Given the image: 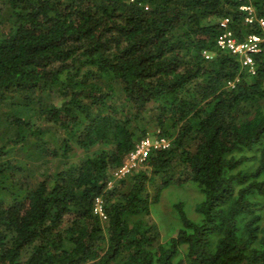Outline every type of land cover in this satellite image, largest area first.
<instances>
[{
	"label": "trees",
	"instance_id": "trees-1",
	"mask_svg": "<svg viewBox=\"0 0 264 264\" xmlns=\"http://www.w3.org/2000/svg\"><path fill=\"white\" fill-rule=\"evenodd\" d=\"M239 6L0 0V264H264V46L255 75L215 47L226 17L264 34ZM150 135L171 147L109 185ZM170 188L197 198L162 241Z\"/></svg>",
	"mask_w": 264,
	"mask_h": 264
},
{
	"label": "built area",
	"instance_id": "built-area-1",
	"mask_svg": "<svg viewBox=\"0 0 264 264\" xmlns=\"http://www.w3.org/2000/svg\"><path fill=\"white\" fill-rule=\"evenodd\" d=\"M240 3L239 11L243 14L244 22L250 26L257 27L264 33V20L257 16L255 8L249 0H237ZM231 19L226 17L219 21L220 33L215 40L217 51L228 52L230 55L238 58L241 68L250 75H255L256 67L254 56L259 54L264 46V34H249L242 40H239L230 28ZM205 59H212L214 53L203 52ZM233 87V85H231ZM171 141L164 137L142 139L134 146L126 162L120 168L112 173L113 180H119L126 177L132 171L145 163L148 156L155 151L166 150L170 147ZM111 182L109 183V185ZM94 212L100 217H104L101 199H96Z\"/></svg>",
	"mask_w": 264,
	"mask_h": 264
},
{
	"label": "rangeland",
	"instance_id": "rangeland-1",
	"mask_svg": "<svg viewBox=\"0 0 264 264\" xmlns=\"http://www.w3.org/2000/svg\"><path fill=\"white\" fill-rule=\"evenodd\" d=\"M152 134V133H150ZM151 136V135H150ZM156 185H159V181L157 180ZM154 189L156 188V186H153ZM172 190V193H169L168 191ZM176 191V192H174ZM153 189L152 186L148 187V193H150V195H152L153 193ZM197 196L194 193L193 190L188 189V188H177V190H174L173 188H170L168 190H165L162 192V203L159 205L158 204V213L159 215H156L155 217L152 216V220L155 221V223L157 224L159 231H160V238L162 241L167 240L168 238L175 236L176 231L178 230V228L180 227L178 221L176 220V224L174 223L175 221V217H174V211L172 208V204H174L177 200L176 199H181L183 202H188L191 203L193 202L194 199H196ZM190 204H187V210L190 211V214L193 210L190 209ZM177 225V229L174 228V230L172 229V227H174V224Z\"/></svg>",
	"mask_w": 264,
	"mask_h": 264
},
{
	"label": "clouds",
	"instance_id": "clouds-1",
	"mask_svg": "<svg viewBox=\"0 0 264 264\" xmlns=\"http://www.w3.org/2000/svg\"><path fill=\"white\" fill-rule=\"evenodd\" d=\"M207 52H210V51H207ZM212 53H214V55H215L216 52H212ZM255 56H256V55H255ZM203 57H204V56H203ZM213 57H214V56H213ZM206 60H207V59H206ZM209 60H210V59H209ZM237 60H238V58H237ZM238 61H239V60H238ZM239 63H240V61H239ZM240 66H241V65H240ZM147 137H149V138H155V137H164V136L156 135V136H147ZM144 138H146V137H144ZM144 138H142V139H144ZM164 138H166V137H164ZM142 139H141V140H142ZM167 139H169V140L171 141V143H172V140H171L170 138H167ZM141 140H140V141H141ZM140 141H139V142H140ZM139 142H138V143H139ZM170 147H171V145H170ZM170 147H169V148H170ZM169 148H168V149H169ZM133 149H134V148H133ZM168 149H166V150H168ZM160 151H165V150H160ZM155 152H157V151H155ZM152 153H154V152H152ZM152 153H151V154H152ZM129 154H130V153H129ZM151 154H150V155H151ZM128 156H129V155H128ZM148 157H149V156H148ZM147 159H148V158H147ZM146 162H147V160L145 161V163H146ZM145 163L142 164L140 167H138L137 169H135V170L132 171V172H135V171H137V170H139V169H142V168L145 166ZM119 168H120V167H119ZM116 170H117V169H116ZM114 171H115V170H114ZM114 171H112V173H113ZM132 172H131V173H132ZM131 173H130V174H131ZM130 174H128V175H130ZM113 181H114V180H111V181H110V182H111L110 185H112ZM115 181H117V180H115ZM110 182H109V183H110Z\"/></svg>",
	"mask_w": 264,
	"mask_h": 264
}]
</instances>
